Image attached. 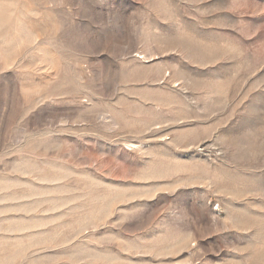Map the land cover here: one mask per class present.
I'll return each mask as SVG.
<instances>
[{
    "label": "rangeland",
    "instance_id": "374dc122",
    "mask_svg": "<svg viewBox=\"0 0 264 264\" xmlns=\"http://www.w3.org/2000/svg\"><path fill=\"white\" fill-rule=\"evenodd\" d=\"M0 264H264V0H0Z\"/></svg>",
    "mask_w": 264,
    "mask_h": 264
}]
</instances>
